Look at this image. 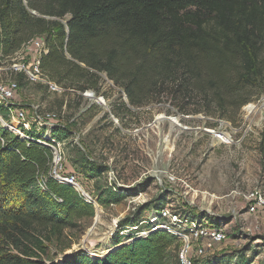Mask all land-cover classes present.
<instances>
[{
    "label": "trees",
    "instance_id": "1",
    "mask_svg": "<svg viewBox=\"0 0 264 264\" xmlns=\"http://www.w3.org/2000/svg\"><path fill=\"white\" fill-rule=\"evenodd\" d=\"M34 37L47 49L39 66L49 81L85 91L96 86V72L105 73L126 96L120 103L126 112L167 100L184 114L232 119L264 94V0H0V66ZM8 74L19 87L30 82L24 73ZM6 111L0 104L5 119ZM112 113L123 116L114 108ZM46 126H33L22 137L0 125V264H180L176 236L150 231L147 221L139 225L140 212L117 228L138 225L146 235L117 231L112 245L96 256L75 250L44 260L45 242L94 214L72 184L51 174L53 151L38 140L55 143L70 134ZM106 170L95 166L93 176ZM122 191L102 190L97 203H118ZM163 200L145 209L156 216ZM252 259L240 251L198 264Z\"/></svg>",
    "mask_w": 264,
    "mask_h": 264
},
{
    "label": "rangeland",
    "instance_id": "2",
    "mask_svg": "<svg viewBox=\"0 0 264 264\" xmlns=\"http://www.w3.org/2000/svg\"><path fill=\"white\" fill-rule=\"evenodd\" d=\"M29 54L19 53L11 68L25 72L30 68ZM7 64L0 66V90L10 91L7 101L34 124L39 116L44 118L40 126L67 130L69 137L57 141L55 173L73 174L76 184L94 200L92 217L81 219L78 228L66 229L62 238L45 242L44 260H57L75 250L90 256V250L95 256L103 253L116 232L122 233L117 228L120 221L140 212V221L148 222L152 214L145 206L163 197L171 214L201 217L198 220L205 225L227 233L224 242L205 251L206 257L239 256L242 251L245 258H253L250 264L264 262V210L247 212L245 200L253 191L264 196V94L231 114L232 119L201 111L184 114L167 100L139 108L127 105L126 112L120 105L126 96L105 73L96 72V86L85 91L66 86L65 92H51L39 78L13 86ZM248 105L254 108L248 111ZM113 108L123 116L116 118ZM170 117L181 126L172 125ZM212 129L228 133L231 141L220 142ZM95 166L107 170L93 176ZM76 184L73 187L79 191ZM108 188L122 189L125 196L118 203L99 205L97 194ZM197 244L200 241L191 243L193 248ZM204 258H195L194 264Z\"/></svg>",
    "mask_w": 264,
    "mask_h": 264
},
{
    "label": "built area",
    "instance_id": "3",
    "mask_svg": "<svg viewBox=\"0 0 264 264\" xmlns=\"http://www.w3.org/2000/svg\"><path fill=\"white\" fill-rule=\"evenodd\" d=\"M32 11V10H30ZM27 51L29 52V58L30 60V68L25 69L24 73L27 80L29 81H35V78H39V80H43L45 82V85L47 87V90L51 92H61L64 90L63 88L59 87L55 83L49 81L45 76L42 75L40 70V57L47 52V49L44 45V41L41 37H34L31 40L27 41L25 44L21 46V48L15 52L14 57L10 58V63L7 64L8 70L16 71L13 65H15L16 57L19 53ZM33 79V80H31ZM12 85H16V82H11ZM61 90V91H60ZM65 91V90H64ZM10 91L7 89L1 88L0 90V104H3L4 107L7 109L6 115L7 119H5L0 114V125H3V122L6 123V128L13 132L14 134H18L22 137H27L26 132L31 130V128L34 126L35 128H39L41 120L44 118H41L37 116V118H34L37 124H34L32 121L26 118L24 116V113L21 109L15 108L13 104H10L7 100L9 97ZM49 115V113H46L44 116ZM52 118V117H47ZM47 125V124H45ZM49 126V125H48ZM52 126V125H50ZM213 135L220 139L219 141L222 143H229L231 141L230 135L228 133H225L223 131H215L214 129L209 130ZM227 137V138H226ZM40 143H46L53 151V167H52V173L56 179L62 182H67L72 185L76 184L75 176L73 174H56L55 173V158H57V155L59 154L57 151V142L55 143H47L43 140H38ZM55 162V164H54ZM79 192V191H78ZM80 193V192H79ZM81 196L84 198V200L88 203H92L94 205V200L90 195L87 194L88 198H85L82 193H80ZM245 200L247 201V212L253 213L254 211H263L264 210V196L260 194L258 191H253L245 196ZM97 202V201H96ZM145 221H140L139 225L142 224ZM150 223V231L154 230H164L174 236H176L177 239H179L183 244H180V248L178 250V259L180 264H194V259H198L205 256V251L211 250L217 243L224 242L228 235L227 233L222 230L221 228H218L217 226L211 225H205L203 223V220H197V219H191L187 216H178L177 214H171V212L167 208H162L159 211V214L156 216H152V218L148 221ZM138 225L129 227L130 230L138 231L137 229ZM128 228V229H129ZM125 232L127 230H124ZM122 234L125 232L121 231ZM148 230L142 229L138 231L139 235H146ZM192 241L199 242L200 244H197L195 248L191 245Z\"/></svg>",
    "mask_w": 264,
    "mask_h": 264
},
{
    "label": "bare ground",
    "instance_id": "4",
    "mask_svg": "<svg viewBox=\"0 0 264 264\" xmlns=\"http://www.w3.org/2000/svg\"><path fill=\"white\" fill-rule=\"evenodd\" d=\"M89 95H91V94H89ZM253 108H254V107H253L252 105H248V106H247V110H248V111H251ZM169 120H170V122H171L172 125H174V126H181L179 120H178L176 117H170ZM3 125H4V127H6V126H5V125H6L5 122H3ZM178 128H179V127H178ZM226 138H227V137H226ZM218 140H220V139H218ZM76 186L79 187V185H77V184H76ZM79 189H80L79 191L82 192V194L84 195V197H85V198H88L87 193H85L84 191H82L80 187H79ZM88 195H89V194H88ZM89 253L91 254V256H95V254H96L94 251H93V253H92L91 250H90ZM98 253H99V252H98Z\"/></svg>",
    "mask_w": 264,
    "mask_h": 264
},
{
    "label": "water",
    "instance_id": "5",
    "mask_svg": "<svg viewBox=\"0 0 264 264\" xmlns=\"http://www.w3.org/2000/svg\"><path fill=\"white\" fill-rule=\"evenodd\" d=\"M30 12H31L32 14H35V15H37V13H36L35 11H33V10H32V11H30Z\"/></svg>",
    "mask_w": 264,
    "mask_h": 264
}]
</instances>
